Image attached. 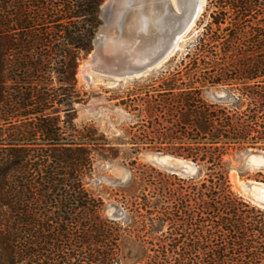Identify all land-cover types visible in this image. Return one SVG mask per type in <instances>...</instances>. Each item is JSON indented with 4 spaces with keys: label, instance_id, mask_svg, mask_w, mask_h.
Wrapping results in <instances>:
<instances>
[{
    "label": "trees",
    "instance_id": "trees-1",
    "mask_svg": "<svg viewBox=\"0 0 264 264\" xmlns=\"http://www.w3.org/2000/svg\"><path fill=\"white\" fill-rule=\"evenodd\" d=\"M102 2L0 0V264H116L124 234L142 243L138 264H264V207L232 189L225 166L230 150L264 151V0H208L182 59L188 82L155 107L175 129L149 138L177 141L168 153L196 171L151 167L135 226L107 218L86 188L104 136L73 124ZM201 77L236 85L237 105L205 102Z\"/></svg>",
    "mask_w": 264,
    "mask_h": 264
},
{
    "label": "rangeland",
    "instance_id": "rangeland-1",
    "mask_svg": "<svg viewBox=\"0 0 264 264\" xmlns=\"http://www.w3.org/2000/svg\"><path fill=\"white\" fill-rule=\"evenodd\" d=\"M107 2L103 0L99 7L96 32L102 23L101 6L104 7ZM207 4L208 0L194 26L178 42L175 52L162 64L141 76L115 81V78L91 69L88 65L89 53L80 61L76 73L77 87L85 94L82 102L75 103L73 124L76 127L92 125L98 130V135L104 136L99 144L93 146V169L86 178V188L103 200L104 215L107 218L135 226V220L138 219L136 203L142 202L143 196L150 194L152 185L149 179L150 176H156L150 168L170 173L155 160L158 157H164L169 162L180 159L168 153L178 146L177 141H150L149 138L159 131L167 133L175 129L172 124L164 121L169 116L159 117L160 109L155 107L166 98L164 94L168 84L174 87L173 94H177L181 82H188L182 59L201 23L206 20L203 14L208 10ZM200 66L205 67L203 64ZM210 71L207 67L203 69L202 75L207 77ZM192 85L200 89V95L207 103L232 107L237 105L240 97L236 85L212 84L203 77ZM250 160H254V163ZM225 166L232 189L256 204L247 193L239 189V185L250 186L252 194L258 191L255 182L264 185L258 175V172L264 174V151L230 150L225 156ZM141 212L145 213L144 209ZM120 249L122 258L116 264H138L137 261L144 254L142 243L128 234L123 235Z\"/></svg>",
    "mask_w": 264,
    "mask_h": 264
},
{
    "label": "water",
    "instance_id": "water-1",
    "mask_svg": "<svg viewBox=\"0 0 264 264\" xmlns=\"http://www.w3.org/2000/svg\"><path fill=\"white\" fill-rule=\"evenodd\" d=\"M206 0H108L101 6L102 23L92 41L88 65L115 79L136 78L162 64L175 45L194 26ZM254 163V160H250ZM155 162L170 173L190 175L195 166L186 160ZM239 185L251 200L264 207V185Z\"/></svg>",
    "mask_w": 264,
    "mask_h": 264
},
{
    "label": "bare ground",
    "instance_id": "bare-ground-1",
    "mask_svg": "<svg viewBox=\"0 0 264 264\" xmlns=\"http://www.w3.org/2000/svg\"><path fill=\"white\" fill-rule=\"evenodd\" d=\"M179 44L177 43L176 45H175V48L178 46ZM177 49V48H176ZM175 52V51H174ZM117 79H115V81H116ZM120 80V79H119ZM233 180H235L234 178H233Z\"/></svg>",
    "mask_w": 264,
    "mask_h": 264
}]
</instances>
